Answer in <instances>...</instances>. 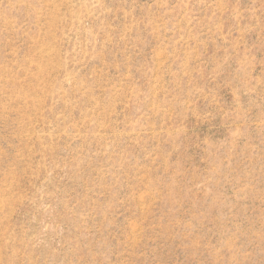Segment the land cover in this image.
Wrapping results in <instances>:
<instances>
[{"label": "rangeland", "instance_id": "obj_1", "mask_svg": "<svg viewBox=\"0 0 264 264\" xmlns=\"http://www.w3.org/2000/svg\"><path fill=\"white\" fill-rule=\"evenodd\" d=\"M0 264H264V0H0Z\"/></svg>", "mask_w": 264, "mask_h": 264}]
</instances>
